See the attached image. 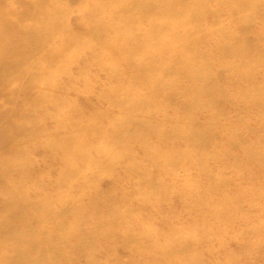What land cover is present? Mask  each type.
<instances>
[{
    "label": "bare ground",
    "instance_id": "1",
    "mask_svg": "<svg viewBox=\"0 0 264 264\" xmlns=\"http://www.w3.org/2000/svg\"><path fill=\"white\" fill-rule=\"evenodd\" d=\"M218 1L0 0V264H145L100 258L103 243L116 256L142 248L152 259L160 250L170 264H202L189 255L200 248L195 236L178 234L159 246L158 236L145 245L134 234L103 191L114 188L112 168L129 176L164 166L197 171L181 183L198 199L186 205L194 227L214 214L216 224L236 232L257 231L244 218L264 216V143L247 138L264 133V25L257 28L264 0H220L214 8ZM100 76L116 81L97 96L109 108L86 114L75 86L90 95ZM86 105L93 106L90 97ZM251 108L260 113L252 122ZM221 123L230 130L225 140ZM179 138L185 143L174 148ZM239 147L249 152L235 155ZM138 149L150 167L138 165ZM208 162L217 173L205 171ZM229 170L254 185L239 189L244 199L231 211L225 202L203 210L200 183L223 194ZM148 180L156 194L162 178Z\"/></svg>",
    "mask_w": 264,
    "mask_h": 264
},
{
    "label": "rangeland",
    "instance_id": "2",
    "mask_svg": "<svg viewBox=\"0 0 264 264\" xmlns=\"http://www.w3.org/2000/svg\"><path fill=\"white\" fill-rule=\"evenodd\" d=\"M94 1L95 0H91V2ZM219 2L220 0L216 5L214 4L213 7L215 8ZM78 10L79 9L75 4V11ZM75 15L76 14L74 13V16ZM214 16L213 11L207 14L205 21L206 25L210 26L213 24V20L215 18ZM222 19L223 23H225L227 27H236V23L232 22L227 15H222ZM263 25L264 20H259V22L257 21V28H261ZM146 27H148L147 23L143 25V28ZM219 36L220 34L218 32H214V37ZM89 72L90 75H94L96 67L91 66ZM258 78L260 80L264 79V68L260 69ZM60 82L62 84L63 79L60 80ZM113 85H116V81H110L107 78L100 76L97 83L92 86V92L90 95H88V93L85 94L84 92L80 93L83 85L79 84L77 87L75 86V96L77 97V101L82 106L83 111L86 114H92L94 110H105L109 108L108 104H104L102 102L98 103L97 96L101 93L104 86L112 87ZM88 97H90L93 103V106L91 107L86 105V99ZM229 114H231L232 117H236L235 112L232 110H229ZM167 115L172 118V125H176L175 115L172 112H169ZM259 115V110L251 108L247 114V116H249L248 121L252 122V120ZM162 117V114H160L158 116V120L160 121ZM201 117L204 119L207 118L206 116ZM220 125L222 129L220 131L225 140L227 138L226 135L230 130H227L226 127L223 126V123ZM53 127L54 124L49 122V128L52 129ZM248 137H250V143H258L260 141H263L264 143V133L261 135L251 134L250 136L248 133L247 138ZM151 141L153 144L157 143V139L155 137ZM184 143L185 139L179 138L175 143H172V146L174 148H180L184 145ZM92 152L95 153L94 150H92ZM248 152L249 150H247L246 153ZM233 153L238 156L246 154L245 151H242L241 147L233 149ZM143 157V151L138 149L135 154L136 162L141 168L150 167ZM161 158V155L157 156L155 158V162L158 163ZM96 162L99 163L98 161ZM96 162H92L90 166H96ZM126 162L127 161H124L123 164ZM171 167L172 166H164L161 168L154 167L153 170H149L147 174L134 172V175L130 176L121 168H112L108 170V174L114 179V188L109 189L108 187L103 189V191L109 192L108 202L114 209L119 210L121 215L125 218L127 224H130L132 228H134V234L139 236L142 235V242L145 245L151 244V240L155 236H158L156 241L159 246H162L167 241H171V239L178 236V234L190 237L195 236L197 240L200 241V244H197L200 245V248L191 254V251L194 249L192 248L189 255L192 258L194 257L196 260H201L202 264H231L229 258L230 255H232L233 261L235 260V264H251L252 260H256L257 264H264V216H262L259 212L256 214H247L248 219L244 218V221L247 222L246 226H250V228L257 230L255 232L249 231V236L246 234V231L244 233L239 228L236 232L234 231V228L230 229L224 225V223L216 224L218 220L214 214L206 216L204 225L194 227L193 220H191L190 215L187 212L186 205L192 204L198 199L196 195L190 193L189 191H183L181 183H191V179L196 178L198 172L184 169L172 172ZM245 167L250 169V171H254L253 166ZM217 169L218 168L213 162H208L205 167V171H211L212 173H217ZM237 172V170L236 172L234 170L226 172L225 176L226 179L230 181V184L229 187L224 190L223 194L216 191L212 192L213 189H211L207 183H200L202 187L201 202L203 210L207 207L213 210L214 206H220L222 202H225L224 207L231 211L234 204H237L236 201L239 198L241 200L244 199L243 195L239 193V189L240 191L246 193L249 192L247 188L254 184L248 182L246 184ZM149 174H152L156 178L160 177L163 180V184H157L154 187L156 194L151 193V191H154L148 180ZM201 179L202 181H205V177H202ZM258 183L264 185V175ZM103 185H107V180L104 181ZM162 192H165L166 195ZM97 195L99 194L97 193L96 196ZM76 197V193H74V198L76 199ZM101 197L103 199L105 198V196ZM210 197H214L215 200L212 204L205 201V199ZM2 205V200L0 199V206ZM245 206V208L248 207L247 205ZM90 222L95 223L96 220L90 219ZM244 230H247V228H244ZM141 249L135 251L131 256L126 250L121 249L120 253L116 256L110 250L109 244L103 243L100 248V258L105 257V259L108 258V260L114 261V258L117 257L121 262H125L129 257H134V260L139 258V261H143L145 264H170L174 262L170 256H167V258L164 259L165 256H161L162 253L160 250L157 251V255L153 256L154 259H152L151 257L142 255L144 251H141ZM97 259L96 255L94 260L96 261Z\"/></svg>",
    "mask_w": 264,
    "mask_h": 264
}]
</instances>
